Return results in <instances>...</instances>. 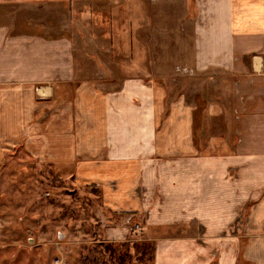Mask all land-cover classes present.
<instances>
[{
	"label": "crops",
	"instance_id": "0c3cea01",
	"mask_svg": "<svg viewBox=\"0 0 264 264\" xmlns=\"http://www.w3.org/2000/svg\"><path fill=\"white\" fill-rule=\"evenodd\" d=\"M7 17L0 151L71 166L76 185L99 186L104 207L126 213V230L130 219L144 234L167 226L149 237L155 264H264V0H195L184 70L213 73L208 96L149 79L139 35L133 74L104 89L80 76L69 37Z\"/></svg>",
	"mask_w": 264,
	"mask_h": 264
},
{
	"label": "rangeland",
	"instance_id": "374dc122",
	"mask_svg": "<svg viewBox=\"0 0 264 264\" xmlns=\"http://www.w3.org/2000/svg\"><path fill=\"white\" fill-rule=\"evenodd\" d=\"M0 12L18 29L69 37L80 76L104 89L133 74L130 46L139 35L149 79L171 95L213 90V73L184 70L195 0H0ZM124 216L104 207L99 186L76 185L71 166L38 161L19 146L0 151V264H155L154 239L168 227L137 233L130 226L139 222L130 219L126 230ZM238 216L244 226V212Z\"/></svg>",
	"mask_w": 264,
	"mask_h": 264
},
{
	"label": "built area",
	"instance_id": "2783aa9c",
	"mask_svg": "<svg viewBox=\"0 0 264 264\" xmlns=\"http://www.w3.org/2000/svg\"><path fill=\"white\" fill-rule=\"evenodd\" d=\"M234 113L237 115V113H239L237 110H234ZM131 230L133 232H140L141 231V228L139 226L138 223H133L131 226H130ZM212 255H214V252H212Z\"/></svg>",
	"mask_w": 264,
	"mask_h": 264
},
{
	"label": "flooded vegetation",
	"instance_id": "af4514ba",
	"mask_svg": "<svg viewBox=\"0 0 264 264\" xmlns=\"http://www.w3.org/2000/svg\"><path fill=\"white\" fill-rule=\"evenodd\" d=\"M55 261H57V260H55Z\"/></svg>",
	"mask_w": 264,
	"mask_h": 264
}]
</instances>
